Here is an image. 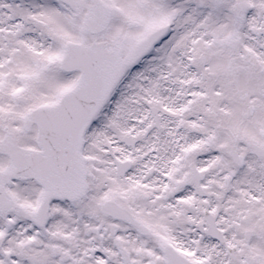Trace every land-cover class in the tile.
Returning a JSON list of instances; mask_svg holds the SVG:
<instances>
[{
    "label": "snow or ice",
    "instance_id": "1",
    "mask_svg": "<svg viewBox=\"0 0 264 264\" xmlns=\"http://www.w3.org/2000/svg\"><path fill=\"white\" fill-rule=\"evenodd\" d=\"M0 264H264V0H0Z\"/></svg>",
    "mask_w": 264,
    "mask_h": 264
}]
</instances>
